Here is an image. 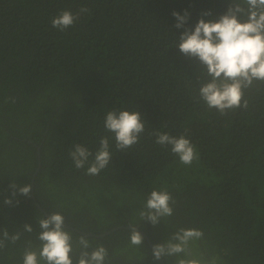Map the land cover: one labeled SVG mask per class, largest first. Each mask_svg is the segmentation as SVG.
I'll return each instance as SVG.
<instances>
[{
    "label": "trees",
    "instance_id": "obj_1",
    "mask_svg": "<svg viewBox=\"0 0 264 264\" xmlns=\"http://www.w3.org/2000/svg\"><path fill=\"white\" fill-rule=\"evenodd\" d=\"M82 7L89 11L73 26L52 27L61 11ZM227 7L228 0H0V232L21 233L0 250V264H23L28 242L41 243L37 219L52 212L65 216L74 262L83 233L103 236L87 237L88 251L106 247V264H159L148 242L130 243L124 228L135 224L152 247L195 228L204 236L194 250L219 264H264V83L246 90L247 109L221 115L198 98L197 62L175 47L183 29L173 11L187 9L194 27L202 11L214 20ZM113 110L139 111L145 121L125 152L104 129ZM155 131L185 135L198 159L182 164L155 143ZM103 136L109 165L99 175L76 169L69 150L81 144L94 154ZM13 181L32 191L5 205ZM153 190L176 201L156 226L138 215Z\"/></svg>",
    "mask_w": 264,
    "mask_h": 264
},
{
    "label": "clouds",
    "instance_id": "obj_2",
    "mask_svg": "<svg viewBox=\"0 0 264 264\" xmlns=\"http://www.w3.org/2000/svg\"><path fill=\"white\" fill-rule=\"evenodd\" d=\"M82 7L79 12L61 11L51 21L52 27L60 31L79 19L82 13L88 12ZM211 10L202 11L194 27L188 26L190 12L185 9L183 14L172 12L176 29H183L178 36L175 47L179 52L197 62L202 83L198 89V98L208 109H216L221 115L236 109L248 108L245 98L246 90L256 82L264 83V0H228L225 13L217 19L205 20L211 17ZM104 129L111 133L115 140V148L119 152L139 143L145 132V121L139 111H109L104 119ZM156 137L155 143L170 146L173 154L179 157L184 165H191L198 159L195 146L185 135L179 137L168 133L155 131L150 133ZM110 137L103 136L99 140V148L93 154L87 147L75 144L69 150L76 169L86 168L87 175H99L112 160ZM90 157L93 159L90 160ZM11 196L4 199L5 205L19 203L17 194L28 197L32 185L20 186L15 181L8 185ZM176 203L166 190H153L148 195L143 208L138 215L141 221H147L156 226L162 220L173 215V205ZM40 232L37 239L41 242L39 248L33 249L31 242L25 247L23 264H106L108 250L103 245L97 246L91 252L90 241L81 235L76 241L80 247L79 257L74 262V243L71 231L65 228V216L60 212H52L47 217L37 219ZM24 231L31 233L33 227L25 223ZM130 243L140 247L144 237L137 230V225L129 224ZM203 231L195 228H180L164 243H156L152 247L153 261L175 258L174 264H219L218 256H205L203 252L194 250L196 242L203 239ZM21 238V233L9 234L7 229L0 232V250L7 243L15 244Z\"/></svg>",
    "mask_w": 264,
    "mask_h": 264
},
{
    "label": "water",
    "instance_id": "obj_3",
    "mask_svg": "<svg viewBox=\"0 0 264 264\" xmlns=\"http://www.w3.org/2000/svg\"><path fill=\"white\" fill-rule=\"evenodd\" d=\"M45 217H47L48 215L47 214H45L44 215ZM65 228L66 229H70L69 227H67V225H65ZM124 228V227H123ZM123 228H120V229H118V230H121V229H123ZM124 229H126V230H130V228H128V227H125ZM114 231H116V230H114ZM139 231V230H138ZM141 232V231H140ZM109 233V232H108ZM108 233H106V234H108ZM82 235H84V236H86V237H103V236H93V235H91V234H83V233H81ZM141 234L143 235V237H144V240L146 241V242H148V246H149V248H150V250L152 251V245L149 243V241H147V238H146V236H145V234L144 233H142L141 232ZM159 263H162V261L160 260L159 261Z\"/></svg>",
    "mask_w": 264,
    "mask_h": 264
},
{
    "label": "flooded vegetation",
    "instance_id": "obj_4",
    "mask_svg": "<svg viewBox=\"0 0 264 264\" xmlns=\"http://www.w3.org/2000/svg\"><path fill=\"white\" fill-rule=\"evenodd\" d=\"M158 263H159V261H158ZM159 264H165V263L162 262V263H159Z\"/></svg>",
    "mask_w": 264,
    "mask_h": 264
}]
</instances>
